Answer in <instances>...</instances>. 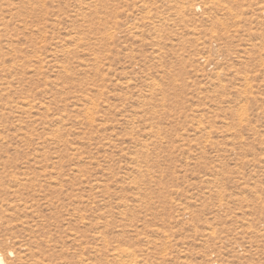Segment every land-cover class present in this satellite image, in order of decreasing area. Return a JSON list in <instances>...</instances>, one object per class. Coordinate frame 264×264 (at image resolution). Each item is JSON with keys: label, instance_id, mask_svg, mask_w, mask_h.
<instances>
[{"label": "rangeland", "instance_id": "obj_1", "mask_svg": "<svg viewBox=\"0 0 264 264\" xmlns=\"http://www.w3.org/2000/svg\"><path fill=\"white\" fill-rule=\"evenodd\" d=\"M3 264H264V0H0Z\"/></svg>", "mask_w": 264, "mask_h": 264}, {"label": "bare ground", "instance_id": "obj_2", "mask_svg": "<svg viewBox=\"0 0 264 264\" xmlns=\"http://www.w3.org/2000/svg\"><path fill=\"white\" fill-rule=\"evenodd\" d=\"M0 264H3V258H1V255H0Z\"/></svg>", "mask_w": 264, "mask_h": 264}]
</instances>
